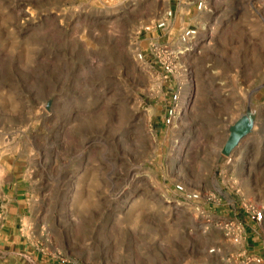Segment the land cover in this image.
Listing matches in <instances>:
<instances>
[{"label":"rangeland","instance_id":"obj_1","mask_svg":"<svg viewBox=\"0 0 264 264\" xmlns=\"http://www.w3.org/2000/svg\"><path fill=\"white\" fill-rule=\"evenodd\" d=\"M187 27L166 79L137 59ZM261 85L264 0H0V178L26 203L0 264H238L257 241L223 223L264 212Z\"/></svg>","mask_w":264,"mask_h":264},{"label":"built area","instance_id":"obj_2","mask_svg":"<svg viewBox=\"0 0 264 264\" xmlns=\"http://www.w3.org/2000/svg\"><path fill=\"white\" fill-rule=\"evenodd\" d=\"M202 9V3L199 2L197 4V10ZM173 13L171 10H168L162 19L147 25L144 27V32L152 33V32H165L169 29L171 24V19L173 18ZM196 36V30L190 27L184 28L179 33L178 43H180L184 48L181 50L179 48L167 47L158 44L157 41L151 40L148 48L146 50L137 48L136 57L140 62H146L147 56H150L156 64L160 67L163 79H166L168 75H172L176 70V59L182 54L184 51H188V46H190L192 40H194ZM168 99V106L165 110L163 123L164 126L168 127L175 120L177 115L176 104L179 99V91L177 89H172L170 91V95ZM174 190L182 195V198L185 201H195L200 198V195L195 192H188L185 188L177 184L174 186ZM203 198L209 203L212 200L211 196H204ZM229 206L232 207L234 211L235 218H228L224 220L225 230L234 233L233 235H240V237H244L245 233V223L249 226L250 234L255 237L257 241L256 249L252 248H243L239 254L240 261L238 264H264V229L263 220H264V212L262 209H258L253 205L242 204V207L236 205L235 203H229ZM1 208V204H0ZM239 209V210H238ZM241 210H244L246 213L245 218L241 219L236 213H240ZM236 214V215H235Z\"/></svg>","mask_w":264,"mask_h":264},{"label":"crops","instance_id":"obj_3","mask_svg":"<svg viewBox=\"0 0 264 264\" xmlns=\"http://www.w3.org/2000/svg\"><path fill=\"white\" fill-rule=\"evenodd\" d=\"M17 183L6 186L0 178V242L10 243L11 250L20 240L21 229L17 227L23 223L26 208L25 192Z\"/></svg>","mask_w":264,"mask_h":264},{"label":"water","instance_id":"obj_4","mask_svg":"<svg viewBox=\"0 0 264 264\" xmlns=\"http://www.w3.org/2000/svg\"><path fill=\"white\" fill-rule=\"evenodd\" d=\"M264 85H261V86H259V87H257L255 90H258V89H260L261 87H263Z\"/></svg>","mask_w":264,"mask_h":264}]
</instances>
